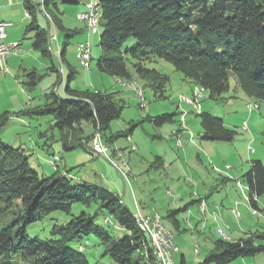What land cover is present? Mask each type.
I'll return each instance as SVG.
<instances>
[{
  "label": "rangeland",
  "instance_id": "rangeland-1",
  "mask_svg": "<svg viewBox=\"0 0 264 264\" xmlns=\"http://www.w3.org/2000/svg\"><path fill=\"white\" fill-rule=\"evenodd\" d=\"M33 1L39 5V9L36 10L39 23L43 27H48L46 15L42 10L44 9L42 0ZM87 1L91 0L61 2L60 13L50 8L52 12L60 15L61 26L57 28L54 24L51 28L52 35L55 34L57 40H50L53 56L49 58L44 57L32 46L34 32H26L30 18L27 17L22 0H1L0 19L13 22V26L7 28L8 40L20 41L22 51L13 54H19L16 63L21 64L22 68L19 70L15 67L13 73L6 77L7 82L2 83L0 79V113L8 110L12 114L11 118H18L17 113L20 110L25 108L32 110L46 103V94L53 90L61 97H67L65 85L68 80L72 88L80 91L114 92L115 97L121 101L123 110L121 116L110 123L107 133L117 136L115 139L107 140L101 130L97 129L94 132L101 134L103 144L109 148V156L91 149L94 134L86 141L87 146L78 145L66 149L64 142L60 140L61 130L51 128L55 121L52 114L18 115L23 120L13 119L3 129L1 137L12 145H23L31 166L40 176H50L58 170L74 184H98L120 197L123 196L126 205L128 204L135 214L138 212L135 201L137 203L140 201L145 210L158 209L159 211L154 212L162 215L165 225L175 234L177 247V252L173 256L175 264H215L204 262L205 257L214 249L215 241L220 238L232 240L235 237L246 236L239 229L234 233L227 228L220 220L219 209L228 212L226 223L231 229H237L240 221L243 226L246 224L260 230L264 229V194L258 198L263 210H259L257 214L250 206L248 188L242 178L251 160L264 161V100L257 102L254 97L247 95L241 89L233 72L229 77L230 90L226 95L228 98L222 101L214 100L209 97L207 89L192 82L171 62L159 57L152 58L147 66L169 75L170 81L164 88V95L155 92L150 83L138 75L130 79L136 83L135 86H131L130 82L124 84L102 72L97 61L102 52L99 39L103 27L99 24V30L93 32L87 28L86 20L78 18V13ZM50 19L53 21L51 15ZM72 31L76 33L70 37L66 59H63L61 50L66 39L65 34ZM85 40L90 42L93 49L89 67L81 65L77 58L78 44ZM134 43L136 39L130 38L125 45L131 46ZM52 64L55 68H51ZM129 65L131 67V63ZM24 68H35L42 75L32 90L22 85L23 80L27 79L26 72L22 70ZM70 69L75 71L73 78H69ZM137 88L143 92L147 102L145 108L141 107V96ZM259 103L261 109L259 106L255 107V104ZM201 111L219 115L232 127L235 125L233 128L238 132L236 140L231 142L202 139V126L198 115ZM163 113H174L173 121L155 125L147 119L148 115ZM180 119L186 121L188 127L186 135L189 136V131H192L194 139H188L185 134L182 138L181 132L175 130L179 129L175 126ZM44 131L45 134H41ZM76 131L83 135H91L94 130L92 124L83 122ZM126 133H129L130 139ZM252 139L253 152L248 146ZM133 143L136 144L135 150L132 149ZM115 150L120 151L121 155L118 156ZM158 156L162 157L163 163L157 160ZM54 160L55 164L52 162ZM118 169L125 170L128 179L122 176ZM223 177H230L227 185L222 181ZM197 189L200 194L207 197H202L205 200L206 212H209L210 205L216 207L213 217L216 221L218 219L217 223L209 221L206 226L205 222H197L196 217H201L202 212L200 213L197 202L191 203L198 195ZM227 194H230L232 200L226 198ZM182 197L184 200H181ZM143 202L146 203L145 206ZM186 203L191 210L183 209L177 212L176 215L181 221V229H178L173 225V216L170 212L185 206ZM98 207L97 202L89 205L77 202L70 213L55 210L42 219L28 223L27 234L31 238L49 240L54 236L52 234L54 226L69 222L82 211L92 215L97 212L95 223L114 238H121L128 233L126 228L117 223L113 215L106 209L99 210ZM16 209V206L0 205V228L12 223L17 216L14 211ZM232 209L239 212L240 216H236ZM190 215H194L191 220L188 219ZM190 222L197 227L195 231H192L194 226ZM70 245L74 248L83 245V252L90 264H119L111 256L103 254L104 245L95 234L84 235L70 242ZM183 255L186 257L185 262L182 261ZM3 261H10V264H32L31 259L16 251H12L9 258H2L0 264ZM227 264H264V251L256 255L235 258Z\"/></svg>",
  "mask_w": 264,
  "mask_h": 264
},
{
  "label": "trees",
  "instance_id": "trees-1",
  "mask_svg": "<svg viewBox=\"0 0 264 264\" xmlns=\"http://www.w3.org/2000/svg\"><path fill=\"white\" fill-rule=\"evenodd\" d=\"M22 1L30 15L26 32H34L33 48L44 57L52 58L51 28L54 24L57 28L61 26V19L50 8L60 13L61 2L76 3L79 0H42L48 27H43L36 17L39 5L33 0ZM98 1L102 8L100 24L103 29L99 39L102 52L97 65L102 72L123 80L138 75L149 82L155 92L164 95L169 75L147 66L152 58L159 57L207 89L209 97L214 100L228 98L231 72L247 95L264 100V0ZM74 33L76 31L65 34L61 50L63 59H66V48ZM130 38L136 39V43L126 46ZM51 68L55 65L52 64ZM74 74L75 71L70 69L69 78ZM25 76L27 79L23 80V85L29 90L35 88L42 77L35 69L27 71ZM65 90L67 97H61L53 90L46 94L47 101L42 106L32 110L25 108L17 115L52 114L55 120L53 127L68 132L76 131L83 122H88L93 126V134L99 129L107 140L115 139L117 135L108 134L107 129L114 119L121 116L123 105L114 92L80 91L72 88L69 80ZM173 115H148L147 119L155 125H162L173 121ZM198 115L202 139L233 141L236 138L237 130L228 126L223 117L209 111H201ZM11 116L8 110L0 113V205L16 206L17 216L10 225L0 228V261L16 251L31 259L32 264H90L83 252L84 246L74 248L70 242L95 234L104 245L103 254L111 256L119 264H160L150 237L120 195L95 183L74 184L58 170L50 176H40L31 166L24 149L5 142L1 133ZM126 135L130 136L129 133ZM92 136L67 138L64 145L67 149L87 146L86 141ZM157 158L162 161L161 157ZM242 178L248 187L251 207L260 210L258 198L264 194V161L251 160ZM77 202L99 203L98 209H106L128 233L114 238L95 223L97 212L92 215L82 211L69 222L54 226V236L49 240L31 238L27 234L28 223L55 210L70 213ZM187 206L170 212L176 228L181 223L176 214ZM263 251L264 231L258 230L238 239H218L204 262L227 264L235 258ZM2 264H10V261Z\"/></svg>",
  "mask_w": 264,
  "mask_h": 264
},
{
  "label": "built area",
  "instance_id": "built-area-1",
  "mask_svg": "<svg viewBox=\"0 0 264 264\" xmlns=\"http://www.w3.org/2000/svg\"><path fill=\"white\" fill-rule=\"evenodd\" d=\"M94 16H95V7H85L83 11L78 13V18L81 20H86L88 22L87 23L88 28L91 31H93L92 19ZM8 26L9 25H7L5 22H0V76L9 72V64H8L9 56L13 53H20L22 51L20 41L8 40V34H7ZM51 40H57L55 34L51 36ZM88 42H89L88 40L80 42L79 53H77V58L80 64L83 65L84 67L86 66L89 67V57L91 55V53L87 52ZM139 95L143 96V93L140 90H139ZM181 127L185 128L184 122L181 123ZM190 136L191 138L194 137L192 133L190 134ZM93 138L94 140L92 142V149L99 154H106V151L104 150L103 146H101L99 139L95 137V133ZM133 145L136 147L135 143H133ZM248 146L249 149L253 152L251 148V143ZM56 158H58V156ZM52 162L55 164V160ZM118 170H120L122 176H124L125 178L127 177L128 179V174H126L125 170L123 169H118ZM138 212L143 217L147 232L151 235V237H153V246H155L157 253L162 257V264H173V248H167V246L162 245V236L167 235V230L163 228L162 223L159 220L156 212H153L151 214H143L139 210ZM256 212L257 214H259V210H256Z\"/></svg>",
  "mask_w": 264,
  "mask_h": 264
},
{
  "label": "crops",
  "instance_id": "crops-1",
  "mask_svg": "<svg viewBox=\"0 0 264 264\" xmlns=\"http://www.w3.org/2000/svg\"><path fill=\"white\" fill-rule=\"evenodd\" d=\"M23 2V1H22ZM88 2V1H87ZM86 2V3H87ZM86 3H84V5H83V7L81 8V11H83L84 9H85V4ZM0 4H1V7H0V9L2 8V3H1V0H0ZM80 11V12H81ZM79 12V13H80ZM0 21H3V22H5V23H7V25H9L8 27H12L13 26V22L12 21H6V20H4V19H0ZM7 27V28H8ZM88 28V27H87ZM90 34V33H89ZM92 53H93V49H92ZM17 57H19V54H11L10 56H9V58H8V64H9V72H7L6 74H4V75H2V76H0V79H2V83H5V82H7V80H6V77L8 76V75H10L11 73H13V69L16 67V69H18L19 68V70L22 68V65L21 64H17L16 63V61L18 60V58ZM35 69V68H34ZM34 69H26V68H24V69H22V70H24V73L25 72H27V71H31V70H34ZM91 69V68H90ZM17 76V75H16ZM22 85H23V82H22ZM24 86V85H23ZM25 87V86H24ZM257 100V99H256ZM258 101H260V100H257V102ZM259 105V109H261V104L259 103L258 104ZM254 110V109H253ZM251 112H252V110H250ZM17 117L18 118H11L10 119V121H9V123L11 122V121H13V119L15 120V119H17L18 121L19 120H23V118L22 117H20V116H18L17 115ZM263 118H264V115H263ZM224 119V118H223ZM225 121V120H224ZM182 122H185V128H182L181 127V123ZM225 123L228 125V126H230V127H232V125H229L226 121H225ZM178 124H179V126H178ZM247 124H248V122H247ZM235 126V125H234ZM233 126V127H234ZM179 127V129H175V130H177L178 131V133H180L181 135H182V138H183V134H185L186 135V132L188 133V131H187V124H186V121H184V119H180L178 122H177V125L175 126V128H178ZM51 128H55V127H53V125L51 126ZM201 131H202V129H201ZM190 133H189V136L188 135H186V137H189L188 139H191L192 140V138H191V136H190V134L192 133L193 135H194V133L192 132V131H189ZM46 133H47V131H46ZM174 133V132H173ZM41 134H45V131L44 132H41ZM92 134H93V132H92ZM92 134H91V136H92ZM81 135H83V134H81V133H79V132H77V131H71V132H68L67 130H64V131H62L61 130V135H60V140H62L63 142H64V139H67V138H69V140H71V139H73L74 137H76V136H81ZM160 135V134H159ZM174 135H176V134H174ZM184 135V136H185ZM83 136H87V134H85V135H83ZM161 136V135H160ZM178 137V136H177ZM3 140H4V138L3 137H1ZM176 138V137H175ZM195 138V136L193 137V139ZM91 139V138H90ZM234 140H236V139H234ZM233 140V141H234ZM5 141V140H4ZM5 142H7V143H9V144H11V142H9V141H5ZM232 142V141H231ZM253 142V139L252 140H250L249 141V143H248V145L250 144V143H252ZM14 144V143H13ZM12 145V144H11ZM88 145V144H87ZM13 146H15V147H20V148H22V149H24V151H25V153H26V149H25V147H23V145H20V144H18V145H13ZM64 147H65V145H64ZM66 148V147H65ZM67 149V148H66ZM114 153V155H116L115 154V152H113ZM160 157V156H159ZM161 159H162V157H161ZM164 161H163V159H162V161L160 162V163H163ZM244 174V173H243ZM242 174V175H243ZM238 180H240V179H238ZM222 181L227 185V183L230 181V177H226V178H224L223 177V179H222ZM240 182V181H239ZM240 184H242V182H240ZM246 184V183H245ZM247 186V185H246ZM248 188V187H247ZM199 189H197V196H195V198L191 201V203H198V199L200 198V197H205V198H207L206 197V195H204V194H200L199 193V191H198ZM231 196H230V194H227V196H226V198L227 199H231L230 198ZM122 199H123V201H124V203L126 204V201H125V199L123 198V196H122ZM181 200H184L183 199V197H182V199ZM232 200V199H231ZM144 203V206H145V202H143ZM142 203V204H143ZM258 203H259V206H260V208H261V203L259 202V200H258ZM187 204V203H186ZM135 205H136V207H137V210H139L141 213H143V214H151V213H153L154 211H159L158 209H156V208H152V209H143V206L141 205V202L139 201V203H137L136 201H135ZM198 205H199V203H198ZM127 206H128V204H127ZM251 206V205H250ZM129 207V206H128ZM199 207V206H198ZM130 208V207H129ZM167 208V211L169 210L168 209V207H166ZM216 207H214V206H209V212H206L205 214H203V213H201V211H200V213H201V217H196L197 218V222H199V221H201V222H205V225L207 226L208 225V223H209V221L210 222H212V223H217L218 222V219H217V221L214 219V217H213V213L215 212V210H217V209H215ZM187 209L190 211L191 210V207H189V204H188V206H187ZM130 210H131V208H130ZM255 210V209H254ZM260 210H263V208H261ZM255 212H256V210H255ZM220 215V220L227 226V228H229L230 230H232L234 233H237L238 232V229H239V231L240 232H243V233H245L246 235H248V234H250V233H253V232H256V231H258V230H260V229H258V228H255V227H253V226H251V225H246V224H244V226L242 225V222L240 221L239 222V226H238V228L235 230V229H231V227H229V225L226 223V222H228L227 221V215H228V212L225 210V209H219V212H218ZM135 214V213H134ZM209 214V215H208ZM194 217V215H190V217L188 218L189 220H191L192 218ZM240 219H241V217H240ZM191 224H192V226H194L193 224L194 223H192V222H190ZM258 223H259V220H258ZM180 227L178 228V229H181V223H180V225H179ZM192 226H190V227H192ZM252 228V229H251ZM197 229V227H192V231H195ZM237 231V232H236ZM260 231H264V229H261ZM228 237V236H227ZM229 238V237H228ZM236 238H240V237H235L234 239H236ZM232 239V238H231ZM178 249H179V247H178ZM198 249H199V247H198ZM180 251V249L178 250V252ZM183 259H182V261L183 262H185V260H186V257L183 255V257H182ZM175 262H176V260L174 261V263L173 264H175Z\"/></svg>",
  "mask_w": 264,
  "mask_h": 264
},
{
  "label": "bare ground",
  "instance_id": "bare-ground-1",
  "mask_svg": "<svg viewBox=\"0 0 264 264\" xmlns=\"http://www.w3.org/2000/svg\"><path fill=\"white\" fill-rule=\"evenodd\" d=\"M85 7H95V16L92 19V26H93V32H96V31L99 30V24H100L99 21L101 19V15H102V13H101V9H102L101 8V4H100V2L98 0H91L90 2H88V3L85 4ZM27 15H28V17L30 16L28 12H27ZM0 22H3V21H0ZM56 39H57V36H56ZM50 40H51V37H50ZM87 52L88 53H91V55L89 57V64H90L91 63V59H92V49H91L90 42L87 43ZM78 53H79V44H78ZM117 80H119L120 82H122L124 84L127 83V82L128 83L130 82L129 84L131 86L132 85L135 86V84H136L135 81L134 82L133 81L131 82L130 80H123V79H117ZM137 90H138V93H139V89L138 88H137ZM146 103L147 102H146L144 96H141V107H144L145 108L146 107ZM255 107H258V105L255 104ZM100 135L101 134L97 132L95 134V137H97L99 139V142L101 143V146H103L104 150L106 151V154L108 155V149L109 148L106 145L103 144ZM128 138L130 139V136H128ZM132 149H134V150L136 149V147L133 144H132ZM115 151L117 152V155L118 156L121 155L120 154L121 153L120 151H118V150H115ZM110 160H112V158H110ZM202 207H203V210H202ZM199 209H200V211L203 214L206 213V210L207 209H206V204H205L204 198H201L200 199ZM232 211L236 214V216H238V217L240 216L239 212H236L235 209H232ZM156 214H157L159 220L161 221L163 228L165 230H167V235H163L162 236V245L163 246H167V248H173V256H174L175 252H177V248H176V244H175V234H174V232L171 229H169L165 225V222H164V219H163L162 215L160 213H158V212H156ZM136 218H137V221H138L140 227L142 228V230L150 237L151 245H152V247L154 249V253H155V255H156L159 263L162 264V257L157 253V251L155 249V246H153V237H151V235L147 232V229L145 227V223H144L143 217H142V215H140L139 212H137Z\"/></svg>",
  "mask_w": 264,
  "mask_h": 264
}]
</instances>
